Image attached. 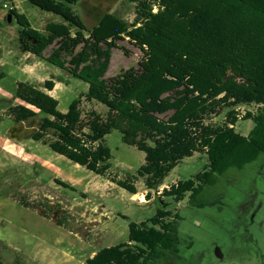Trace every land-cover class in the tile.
Wrapping results in <instances>:
<instances>
[{
  "label": "trees",
  "instance_id": "obj_1",
  "mask_svg": "<svg viewBox=\"0 0 264 264\" xmlns=\"http://www.w3.org/2000/svg\"><path fill=\"white\" fill-rule=\"evenodd\" d=\"M41 1L67 19L50 22L41 32L14 8L10 14L21 28V49L89 89L62 113L50 94L56 83H66L61 76L39 85L19 82L13 99L20 103L9 115L16 121L42 117L36 142L132 196L140 182L149 191L159 190L185 159L205 154L203 172L161 194L176 203L190 194L191 204L230 169L243 170L264 154V0H130L135 3L133 22L107 13L92 28L65 9L81 0H60L59 5ZM119 41L134 44L144 56L137 69L107 79ZM82 98L105 106L107 115H84ZM249 105L258 110L244 116L254 128L243 136L235 129L237 109ZM226 110L224 123L212 124L209 119ZM113 131L145 154L138 171L123 179L110 172L113 153L106 142ZM48 136L52 139L45 142ZM146 197L150 200V193ZM18 203L35 208L23 199ZM161 203L147 222L129 224L126 243L98 251L85 264H156L169 253L178 255L179 222L168 221V204ZM0 264L5 263L0 259Z\"/></svg>",
  "mask_w": 264,
  "mask_h": 264
},
{
  "label": "rangeland",
  "instance_id": "obj_2",
  "mask_svg": "<svg viewBox=\"0 0 264 264\" xmlns=\"http://www.w3.org/2000/svg\"><path fill=\"white\" fill-rule=\"evenodd\" d=\"M51 1L54 5L61 2ZM4 4L26 15L32 27L41 32L48 23H64L67 19L64 13L41 0H0V104L14 98L19 82L39 85L61 76L66 83H56L50 94L59 102V110L67 113L73 101L87 93L89 85L45 59L23 51L19 43L21 28L15 18L8 23L5 17L10 12L4 10ZM67 8L80 16L88 28L94 27L107 13L128 22L135 18V3L130 0H81L73 6L65 5ZM118 46L112 51L107 79L122 71L137 69L144 56L128 41H119ZM50 51L44 54L45 58ZM19 103L12 101L10 105ZM81 109L84 115L95 111L106 116L108 112L102 104L85 98H82ZM257 110L255 105L237 109L240 119L235 129L239 134H250L254 122L243 118L247 112ZM228 111L209 120L221 125ZM13 127L9 111L0 109V259L5 264H85L98 251L126 243L129 224H141L156 216L162 208V200L171 212L168 221L177 218L179 222L181 245L178 255L169 253L156 264L223 262L234 242H240L239 235L244 233L243 222L236 217L238 208L251 194H258L256 201L263 202L256 223L264 221V154L243 170L230 169L220 176L217 185L206 187L193 204L189 202L190 194L176 203L161 194L203 172L208 164L205 154L185 159L159 190L149 191L140 182L138 194L132 196L107 178L56 154L44 142L12 140L9 132ZM51 139L48 136L45 142ZM106 143L113 153L112 177L123 179L135 174L144 164L145 154L124 144L119 131H113ZM148 193L150 200L146 197ZM20 199L35 208L20 205ZM256 223L245 227L264 249V227ZM220 254L225 255V259L222 260Z\"/></svg>",
  "mask_w": 264,
  "mask_h": 264
},
{
  "label": "flooded vegetation",
  "instance_id": "obj_3",
  "mask_svg": "<svg viewBox=\"0 0 264 264\" xmlns=\"http://www.w3.org/2000/svg\"><path fill=\"white\" fill-rule=\"evenodd\" d=\"M12 101L15 102V100L12 99L7 104H0V107H2L0 109L6 108V111H9L10 108L16 106L10 105ZM10 118L12 117L10 116ZM12 120L14 127H23L25 131L35 129V134L30 140H34L36 135L40 132L43 122L40 116L26 121H16L14 118H12ZM257 198L258 194L254 193L249 195L238 208L236 220L243 222L241 228L244 230V233L239 235L240 242L237 240L234 242V247L231 248V252L227 259H225V255L220 254L221 259H225L223 262H220V264H264V249L259 245L260 241L249 233V228L245 227L256 223V218L263 206V202L258 203L256 201ZM256 225L262 228L264 227V221L261 220L258 224L256 223Z\"/></svg>",
  "mask_w": 264,
  "mask_h": 264
},
{
  "label": "water",
  "instance_id": "obj_4",
  "mask_svg": "<svg viewBox=\"0 0 264 264\" xmlns=\"http://www.w3.org/2000/svg\"><path fill=\"white\" fill-rule=\"evenodd\" d=\"M14 16L9 14L7 21L9 24L13 22ZM10 138L16 142L30 140L35 134V129L25 131L23 127H13L9 132ZM55 222V221H54Z\"/></svg>",
  "mask_w": 264,
  "mask_h": 264
},
{
  "label": "built area",
  "instance_id": "obj_5",
  "mask_svg": "<svg viewBox=\"0 0 264 264\" xmlns=\"http://www.w3.org/2000/svg\"><path fill=\"white\" fill-rule=\"evenodd\" d=\"M4 10H8V12H11L14 8L13 7H9V5L8 4H4ZM10 14V13H9ZM8 14V15H9ZM8 15L5 17L6 19H7V17H8ZM239 117V116H238Z\"/></svg>",
  "mask_w": 264,
  "mask_h": 264
},
{
  "label": "crops",
  "instance_id": "obj_6",
  "mask_svg": "<svg viewBox=\"0 0 264 264\" xmlns=\"http://www.w3.org/2000/svg\"><path fill=\"white\" fill-rule=\"evenodd\" d=\"M92 257H93V256H92ZM92 257H91V258H92Z\"/></svg>",
  "mask_w": 264,
  "mask_h": 264
}]
</instances>
